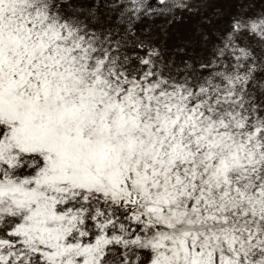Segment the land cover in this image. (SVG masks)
Wrapping results in <instances>:
<instances>
[{"label": "snow or ice", "instance_id": "obj_1", "mask_svg": "<svg viewBox=\"0 0 264 264\" xmlns=\"http://www.w3.org/2000/svg\"><path fill=\"white\" fill-rule=\"evenodd\" d=\"M190 2L0 0V264H264V0L141 38Z\"/></svg>", "mask_w": 264, "mask_h": 264}, {"label": "rangeland", "instance_id": "obj_2", "mask_svg": "<svg viewBox=\"0 0 264 264\" xmlns=\"http://www.w3.org/2000/svg\"><path fill=\"white\" fill-rule=\"evenodd\" d=\"M152 3L160 8V0ZM189 7L195 10L176 9L175 18L165 11L144 19L138 24L141 38L159 45L166 57L175 49L183 48V53L176 54L177 59L182 55L195 60L204 51L202 34L224 30L237 10L236 0H191Z\"/></svg>", "mask_w": 264, "mask_h": 264}]
</instances>
